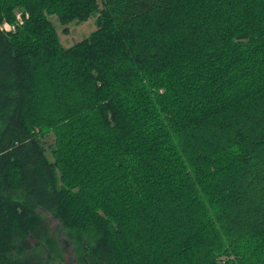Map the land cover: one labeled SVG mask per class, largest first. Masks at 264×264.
Here are the masks:
<instances>
[{
    "label": "trees",
    "instance_id": "1",
    "mask_svg": "<svg viewBox=\"0 0 264 264\" xmlns=\"http://www.w3.org/2000/svg\"><path fill=\"white\" fill-rule=\"evenodd\" d=\"M95 14L61 46L50 16ZM2 21L0 264H62L45 214L75 264H264V0H0Z\"/></svg>",
    "mask_w": 264,
    "mask_h": 264
},
{
    "label": "rangeland",
    "instance_id": "2",
    "mask_svg": "<svg viewBox=\"0 0 264 264\" xmlns=\"http://www.w3.org/2000/svg\"><path fill=\"white\" fill-rule=\"evenodd\" d=\"M22 11L16 10L15 16L21 15L22 18ZM25 18L28 17L27 13H24ZM97 14L87 18L84 22H77L73 21L70 22L67 25H62L58 20H56L55 16H50L49 20L53 22L54 27L56 29V34L58 35L59 42L61 43V46L64 48H69L72 45H75L76 43L82 41L83 39L89 37V35L92 33V31L97 30ZM17 19V18H16ZM23 19H17L16 26L22 24ZM3 23L8 24L10 26L14 24H10L6 21L0 22V29L3 27ZM15 26V27H16ZM9 31V30H8ZM14 31V30H12ZM55 133L53 131H49L46 133L43 137H40V140L42 141L45 149H46V155L49 158L50 161L53 160L52 155L50 153L51 149L54 147L55 144ZM47 228L49 229V233L52 235L57 236L61 240V245L63 246V253H64V259L61 261L62 264H75V261L72 257V252L70 250V246L67 244L65 236H63V233L60 230V225L56 219H53L49 214H45L44 218ZM41 252H45V250L41 249ZM58 259L51 260V264H58Z\"/></svg>",
    "mask_w": 264,
    "mask_h": 264
},
{
    "label": "built area",
    "instance_id": "3",
    "mask_svg": "<svg viewBox=\"0 0 264 264\" xmlns=\"http://www.w3.org/2000/svg\"><path fill=\"white\" fill-rule=\"evenodd\" d=\"M16 18H17V19H19V18L22 19V18H21V15H17ZM1 30H4V31H6V32H10V31H12V30H15V26H14V25L10 26V25H8V24L3 23V27L1 28ZM8 30H9V31H8Z\"/></svg>",
    "mask_w": 264,
    "mask_h": 264
}]
</instances>
